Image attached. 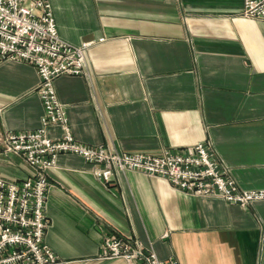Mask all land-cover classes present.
<instances>
[{"label": "crops", "instance_id": "crops-1", "mask_svg": "<svg viewBox=\"0 0 264 264\" xmlns=\"http://www.w3.org/2000/svg\"><path fill=\"white\" fill-rule=\"evenodd\" d=\"M50 1L63 41L105 38L86 76L55 81L79 142L153 156L206 142L238 187L264 189V21L243 16L244 0ZM39 82L32 65L0 60V138L39 129ZM92 168L61 154L47 170L45 238L63 264H127L98 258L113 236L179 264H264V200L241 208L132 170L106 186ZM33 173L0 143L1 178Z\"/></svg>", "mask_w": 264, "mask_h": 264}, {"label": "built area", "instance_id": "built-area-1", "mask_svg": "<svg viewBox=\"0 0 264 264\" xmlns=\"http://www.w3.org/2000/svg\"><path fill=\"white\" fill-rule=\"evenodd\" d=\"M243 16L264 21V0H244ZM97 41L74 46L60 38L50 0H0V60L32 65L40 77L37 93L44 114L36 131L10 132L0 138L7 154L21 156L34 169L23 181L0 177V264H63L49 247L46 202L50 180L47 170L61 154H74L92 165L94 177L109 185L114 173L128 170L161 178L181 192L220 198L241 208L264 200V189L238 187L229 168L206 142L153 156L119 153L103 145L79 142L71 133L65 106L55 90L61 76H86V55ZM60 127L62 136L51 138L49 128ZM100 260L123 259L127 264H179L162 260L153 249L132 238H104Z\"/></svg>", "mask_w": 264, "mask_h": 264}, {"label": "rangeland", "instance_id": "rangeland-1", "mask_svg": "<svg viewBox=\"0 0 264 264\" xmlns=\"http://www.w3.org/2000/svg\"><path fill=\"white\" fill-rule=\"evenodd\" d=\"M3 151H4V149H3ZM5 152V151H4ZM6 153V152H5Z\"/></svg>", "mask_w": 264, "mask_h": 264}]
</instances>
